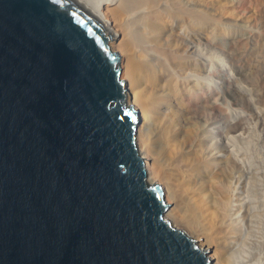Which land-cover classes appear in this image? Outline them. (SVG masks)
Segmentation results:
<instances>
[{
  "label": "water",
  "instance_id": "1",
  "mask_svg": "<svg viewBox=\"0 0 264 264\" xmlns=\"http://www.w3.org/2000/svg\"><path fill=\"white\" fill-rule=\"evenodd\" d=\"M104 0H0V264H212L166 217Z\"/></svg>",
  "mask_w": 264,
  "mask_h": 264
},
{
  "label": "bare ground",
  "instance_id": "2",
  "mask_svg": "<svg viewBox=\"0 0 264 264\" xmlns=\"http://www.w3.org/2000/svg\"><path fill=\"white\" fill-rule=\"evenodd\" d=\"M104 1L120 37L113 48L126 57L131 105L145 118L139 142L150 182L165 188L171 205L166 217L180 212L175 226L200 246H215L212 264H261L264 108L220 52L214 57L204 47L220 49L235 37L208 14L207 0Z\"/></svg>",
  "mask_w": 264,
  "mask_h": 264
},
{
  "label": "rangeland",
  "instance_id": "3",
  "mask_svg": "<svg viewBox=\"0 0 264 264\" xmlns=\"http://www.w3.org/2000/svg\"><path fill=\"white\" fill-rule=\"evenodd\" d=\"M207 3L208 14L213 16L214 19L219 20V27L227 34V36L235 37V39L234 44H231L226 40L222 41L221 45L223 47L220 46V49L210 47L209 45H205L204 47L208 51V54L210 53L211 55L212 53L214 57L220 52L219 57L221 56L220 58H223L222 61L225 62V64H228V67L234 71V74L240 83L244 85L251 84L248 86H251L252 89H254V93H252V96L255 98L253 99V101L255 100L254 105H259V107L264 108V0H207ZM248 30L252 33L251 37L238 42L237 35L242 34L245 31L248 32ZM210 33L212 34L213 32L210 31ZM215 51H217V54ZM228 53H233L234 56L239 59L241 70L233 65ZM230 64L232 66H230ZM248 81L250 83H248ZM234 89L236 88L234 87ZM235 91L237 92L236 97L239 96L240 93L237 89ZM227 99L229 100L230 98L228 97ZM253 121L256 120L254 119L252 122ZM255 125L257 129L256 131L259 132V123L255 122ZM179 214L180 212H176V216L175 214L168 216L173 224H175L174 221ZM189 224L196 228L198 226L194 221L189 222ZM259 226V228L262 229H260V231L258 229L256 230H258L260 235L264 237V223H261ZM190 236L192 237V235ZM206 243L202 246L205 248L208 247L211 251L215 250L214 245ZM256 253L261 260V264H264V248H260V250L258 249ZM214 256L212 259L216 262L217 257Z\"/></svg>",
  "mask_w": 264,
  "mask_h": 264
}]
</instances>
